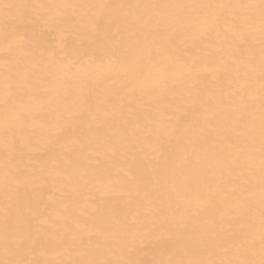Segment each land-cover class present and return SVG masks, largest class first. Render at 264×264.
<instances>
[{
    "label": "bare ground",
    "instance_id": "6f19581e",
    "mask_svg": "<svg viewBox=\"0 0 264 264\" xmlns=\"http://www.w3.org/2000/svg\"><path fill=\"white\" fill-rule=\"evenodd\" d=\"M0 264H264V0H0Z\"/></svg>",
    "mask_w": 264,
    "mask_h": 264
}]
</instances>
